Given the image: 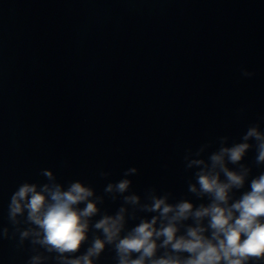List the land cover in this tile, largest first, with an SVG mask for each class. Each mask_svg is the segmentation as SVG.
Instances as JSON below:
<instances>
[{
  "label": "clouds",
  "instance_id": "clouds-1",
  "mask_svg": "<svg viewBox=\"0 0 264 264\" xmlns=\"http://www.w3.org/2000/svg\"><path fill=\"white\" fill-rule=\"evenodd\" d=\"M241 74L255 75L244 68ZM229 139L218 137L219 147L207 159L203 154L210 143L186 150L185 168L195 170L188 193L206 201L198 205L188 198L171 202L172 192L158 194L155 187L143 198L131 192L128 177L139 170L130 167L122 179L104 188L113 202L122 201L109 214L99 207L105 197L91 185L80 180L65 185L52 170L42 169L46 182L21 183L8 203V221L14 236L19 235L18 246L28 241L32 251L39 246L49 254L31 255L27 264L49 258L55 264H97L106 248L115 253L116 264H264V171L252 176V167L243 163L255 148L254 163L264 167V131L257 122L247 127L239 142L229 146ZM99 175L107 178L110 173ZM246 183L249 190L241 191ZM130 221L138 223L129 227ZM3 233L8 238L9 228Z\"/></svg>",
  "mask_w": 264,
  "mask_h": 264
}]
</instances>
